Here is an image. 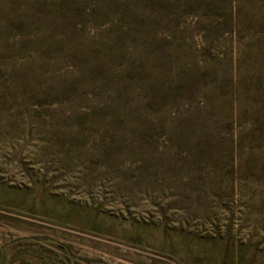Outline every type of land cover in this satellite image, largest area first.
<instances>
[{"label": "rangeland", "instance_id": "rangeland-1", "mask_svg": "<svg viewBox=\"0 0 264 264\" xmlns=\"http://www.w3.org/2000/svg\"><path fill=\"white\" fill-rule=\"evenodd\" d=\"M0 264H264V0H0Z\"/></svg>", "mask_w": 264, "mask_h": 264}]
</instances>
